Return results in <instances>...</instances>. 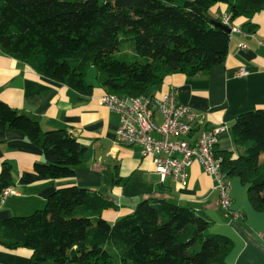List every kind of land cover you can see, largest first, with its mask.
<instances>
[{
  "label": "trees",
  "instance_id": "obj_1",
  "mask_svg": "<svg viewBox=\"0 0 264 264\" xmlns=\"http://www.w3.org/2000/svg\"><path fill=\"white\" fill-rule=\"evenodd\" d=\"M219 3L232 21L264 11V0H0V51L80 95L91 94L85 75L94 67L104 94L147 97L167 76L195 77L225 61L229 34L210 14ZM255 28L247 23L244 32ZM2 130L22 133L41 150L38 177L72 178L84 162L86 147L68 131H42L38 117L0 101ZM230 134L235 154L215 148V157L246 188L252 209L264 212V110L237 116ZM11 186V167L3 164L0 193ZM106 210H117L108 194L62 187L42 209L2 220L0 245L30 249V264H227L232 241L209 232L205 213L161 190L113 223L102 218Z\"/></svg>",
  "mask_w": 264,
  "mask_h": 264
},
{
  "label": "crops",
  "instance_id": "obj_2",
  "mask_svg": "<svg viewBox=\"0 0 264 264\" xmlns=\"http://www.w3.org/2000/svg\"><path fill=\"white\" fill-rule=\"evenodd\" d=\"M223 13H228L225 4L210 9L217 21ZM247 23L256 27L254 33L244 32ZM232 25L241 32L229 34L228 54L222 64L195 77L167 76L152 88L151 96L159 98L173 89L177 102L197 116L188 140L193 142L202 132L224 128L216 149L235 154L231 125L242 113L264 110V11L250 19L237 18ZM239 70L247 76L238 77ZM87 84L92 87L91 94L80 95L0 51V101L14 111L38 117L42 131L64 129L86 147L84 162L75 168L74 177L44 179L33 172L34 164L44 162L41 150L18 131H0V171L7 164L12 172L11 193L0 206V222L29 216L42 209L55 190L77 186L112 198L117 210L103 211L102 218L113 223L131 213L137 201L161 190L173 203L205 213L213 222L209 232L232 241L227 264H264V212L252 209L240 182L231 180L229 207L239 219L220 209L212 180L197 163L187 169L184 186L170 177L160 183L151 157L143 156L138 146L116 143L119 116L99 102L104 92L97 81ZM31 256L28 248L0 245V264H30Z\"/></svg>",
  "mask_w": 264,
  "mask_h": 264
},
{
  "label": "built area",
  "instance_id": "obj_3",
  "mask_svg": "<svg viewBox=\"0 0 264 264\" xmlns=\"http://www.w3.org/2000/svg\"><path fill=\"white\" fill-rule=\"evenodd\" d=\"M218 22L226 26L230 33L241 32L233 27L228 13L221 14ZM237 75L245 77L247 72L239 70ZM99 102L119 116L116 143L140 147L143 156L151 157L154 173L160 183L170 177L184 186L187 169L197 163L211 178L212 191L218 197L220 209L232 219L240 218L239 214L229 210L231 180L222 170L220 159L214 153L218 137L225 131L224 128L202 132L195 141L190 142L188 139L197 116L190 107L177 102L173 89L159 98L104 94ZM156 117L160 121H156ZM10 193L9 188L1 191L0 206Z\"/></svg>",
  "mask_w": 264,
  "mask_h": 264
},
{
  "label": "rangeland",
  "instance_id": "obj_4",
  "mask_svg": "<svg viewBox=\"0 0 264 264\" xmlns=\"http://www.w3.org/2000/svg\"><path fill=\"white\" fill-rule=\"evenodd\" d=\"M96 76H97V71L94 67H90L87 72H86V75H85V81L87 83H93L96 81ZM232 180V179H231ZM245 192H246V188L243 187ZM212 235H215V234H212Z\"/></svg>",
  "mask_w": 264,
  "mask_h": 264
},
{
  "label": "water",
  "instance_id": "obj_5",
  "mask_svg": "<svg viewBox=\"0 0 264 264\" xmlns=\"http://www.w3.org/2000/svg\"><path fill=\"white\" fill-rule=\"evenodd\" d=\"M213 25L222 28L228 34L230 33V30L226 26L221 25L219 22H214Z\"/></svg>",
  "mask_w": 264,
  "mask_h": 264
}]
</instances>
